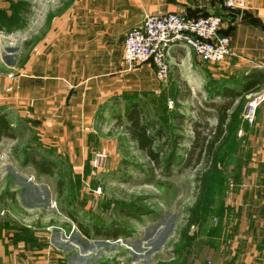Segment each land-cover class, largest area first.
<instances>
[{"label":"crops","instance_id":"1","mask_svg":"<svg viewBox=\"0 0 264 264\" xmlns=\"http://www.w3.org/2000/svg\"><path fill=\"white\" fill-rule=\"evenodd\" d=\"M170 12L223 14L220 32L232 43L224 65L204 63L194 50L175 46L170 69L184 78L176 94L189 81L220 74L234 83L216 92L240 90L255 77L253 95L264 93V30L257 24L264 25V0H246L235 10L222 0H0V111L15 133L0 140V264H88L83 237L37 226L42 189L50 187L42 183L54 176L25 160L36 151L57 170L82 172L93 159L111 155L120 137L128 140L124 128L115 127L119 119L127 122L131 104L143 101L153 114L162 113L170 84L160 82L149 64L126 65L123 50L126 32L146 15ZM12 47L15 57H9ZM232 134L229 212L215 231H223L226 241L211 254L215 264H264V100L252 123L239 115Z\"/></svg>","mask_w":264,"mask_h":264},{"label":"rangeland","instance_id":"2","mask_svg":"<svg viewBox=\"0 0 264 264\" xmlns=\"http://www.w3.org/2000/svg\"><path fill=\"white\" fill-rule=\"evenodd\" d=\"M8 53L15 57L13 47ZM169 74L163 81L171 87L162 94V113L153 115L162 117L167 141L166 145L159 142L155 147L163 149L165 163L171 161V156L173 161L158 168L134 143L120 137L117 149L116 141L111 144V155L102 157L100 167L88 163L82 172L76 173L65 165L42 183L50 187L43 186L39 213L42 219L37 226L69 231L74 238L83 237L80 245L86 251L88 264H215L211 249L226 241L220 235L223 231H215L218 219H224L229 212L232 184L227 163L233 134L219 147L218 173L206 171L201 164L189 166L186 161L187 149L192 145L191 127L184 122V128L178 129L175 116L195 119L196 107L204 99L221 101L217 89L234 83V79L230 81L220 74L186 82L181 91L184 95L187 90L190 93L177 101L175 88L184 78H176L180 71L174 67ZM168 98L174 99V103L170 105ZM118 126V130L123 128ZM57 180L62 182L59 192ZM31 198L36 200L35 195ZM78 223L89 236L80 232ZM113 231L120 232L121 237H114Z\"/></svg>","mask_w":264,"mask_h":264},{"label":"trees","instance_id":"3","mask_svg":"<svg viewBox=\"0 0 264 264\" xmlns=\"http://www.w3.org/2000/svg\"><path fill=\"white\" fill-rule=\"evenodd\" d=\"M258 82L259 79L252 77L242 85L240 90L226 87L222 91H218L217 94L224 97L219 102L204 99L202 105L196 107L195 119H187L188 117L185 115L179 114L175 116L178 129L182 130L184 122H186L190 124L192 131V145L187 149V165L201 164L204 166L203 168H206V171L219 172V163L221 164L219 147L232 134L239 115L243 112L246 96L259 89ZM186 92L190 93L189 90ZM187 93L184 95L182 91H179L175 95V99L177 101L185 99ZM125 115L127 122L121 123L122 121L119 119L117 125L124 128L129 142L134 143L137 150L158 168H162L163 165L173 161V156H171V161L165 163V160H162V156L165 155L163 149L155 147L159 142H162L163 145L167 144L166 131L161 122L154 118L147 103L143 101L134 102L128 107ZM6 137H15L14 128L8 119L7 112L0 111V140ZM25 163L31 164L42 175H56L57 166L55 162L40 158L36 151L29 152ZM206 180L204 177L203 189H205ZM61 186L62 182L57 180L58 192L61 190ZM77 226L83 235L89 236L87 229L81 223H78ZM113 236L117 238L121 237V234L118 231H113Z\"/></svg>","mask_w":264,"mask_h":264},{"label":"built area","instance_id":"4","mask_svg":"<svg viewBox=\"0 0 264 264\" xmlns=\"http://www.w3.org/2000/svg\"><path fill=\"white\" fill-rule=\"evenodd\" d=\"M228 10L246 5V0H222ZM222 15L211 13L206 16L191 17L180 12L148 14L143 21L129 29L125 34L123 60L131 68L149 64L155 77L163 82L170 71L172 49L179 45L190 48L204 63L221 64L232 55L231 38L221 35ZM247 95L244 117L252 123L256 108L264 100V93ZM169 100V104H173ZM101 157L93 160V165H101ZM101 188H98V193Z\"/></svg>","mask_w":264,"mask_h":264},{"label":"water","instance_id":"5","mask_svg":"<svg viewBox=\"0 0 264 264\" xmlns=\"http://www.w3.org/2000/svg\"><path fill=\"white\" fill-rule=\"evenodd\" d=\"M258 25H260V27L264 30V25L257 23Z\"/></svg>","mask_w":264,"mask_h":264}]
</instances>
